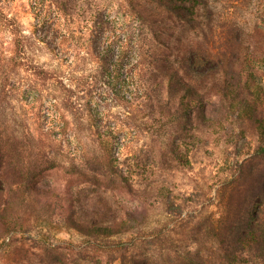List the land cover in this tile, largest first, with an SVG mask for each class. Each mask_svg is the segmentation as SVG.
<instances>
[{
  "label": "rangeland",
  "instance_id": "374dc122",
  "mask_svg": "<svg viewBox=\"0 0 264 264\" xmlns=\"http://www.w3.org/2000/svg\"><path fill=\"white\" fill-rule=\"evenodd\" d=\"M73 1L72 12L80 20L90 17V8L112 17L117 40L143 34L124 0ZM207 1L204 7L210 10L213 25L221 29L225 20L236 24L247 47L264 15V0ZM56 16L51 0H0V136L37 168L34 182L41 188L21 197L16 233L0 238V264H52L48 254L54 246L63 264H128L148 242L165 238L169 244L183 233L193 240L197 236L192 230L207 228L222 215L217 190L230 187L238 163L251 152L252 127L238 116L239 108L217 111L219 123L211 127L200 128L194 122L181 129L175 118L155 113L153 101L111 99L104 93L111 86L96 62L89 57L73 63L66 57L57 59L38 41L53 34ZM38 21L45 23L36 26ZM206 22L204 17L203 25ZM15 25L28 38L25 53L15 47L10 31ZM197 33L182 29L178 43L185 46ZM11 48L19 55L8 63L4 56ZM250 51L244 48L243 56ZM31 64L56 70L62 82L35 80L23 71ZM259 73L264 87V72ZM128 74L125 67L118 73L132 89L135 81ZM2 84L6 92L1 91ZM211 87L212 82L206 89ZM241 96L242 100L247 94ZM211 102L209 110L220 107L214 98ZM89 105L100 113L96 120L89 115ZM95 129L115 135L117 165L133 184L132 191L109 181L106 166L99 161L103 150L92 135ZM69 218L106 226L126 222L131 229L94 241L71 229ZM44 247L48 250L42 255Z\"/></svg>",
  "mask_w": 264,
  "mask_h": 264
},
{
  "label": "trees",
  "instance_id": "16d2710c",
  "mask_svg": "<svg viewBox=\"0 0 264 264\" xmlns=\"http://www.w3.org/2000/svg\"><path fill=\"white\" fill-rule=\"evenodd\" d=\"M51 1L58 15L52 23L53 34L38 41L57 59L66 57L73 63L89 57L96 62L111 86L104 91L111 99L153 101L154 112L175 118L181 129L194 122L200 128L211 127L219 123L217 111L229 113L239 108L238 116L253 129L254 146L238 163L237 177L230 187L217 190L222 215L209 227L192 230L197 236L193 240L183 233L178 241L171 239L169 244L165 238L160 243L148 242L147 249L131 256L128 264H264V87L259 73L264 72V15L254 26L249 45L244 47L236 24L225 20L221 29L213 25L214 18L204 7L207 0H124L143 34L117 40L114 31L117 22L104 11L90 8V17L84 21L79 14L74 16L73 0ZM204 17L208 19L205 25ZM43 23L38 21L36 26ZM185 28L196 29L198 33L194 40L181 46L177 33ZM206 29L214 45L209 43ZM10 31L15 36V47H21L25 53L27 36L17 25ZM244 48H251L245 56ZM15 49H9L10 54L4 56L8 63L19 55ZM124 67L129 70L128 77L135 81L132 89L118 75ZM23 69L37 81L63 80L56 70L38 64ZM5 77H9L8 71ZM211 82L212 87L206 89ZM6 89L2 84L1 91ZM243 92L247 97L241 100ZM213 98L220 107L209 110ZM88 107L92 120H96L100 113L92 105ZM92 135L103 150L99 161L106 166L109 181H118L132 191L133 184L117 165L119 148L116 150L115 135L98 129ZM6 144L0 136V238L3 239L16 233L21 197L26 199L41 192L34 182L37 168L25 160L23 151ZM67 224L94 241L131 229L126 222L106 226L69 218ZM47 250L44 247L42 255ZM55 250L54 246L48 254L51 263L63 264Z\"/></svg>",
  "mask_w": 264,
  "mask_h": 264
}]
</instances>
